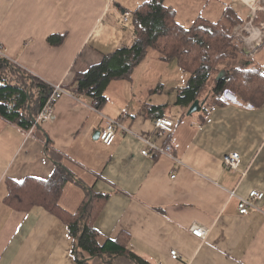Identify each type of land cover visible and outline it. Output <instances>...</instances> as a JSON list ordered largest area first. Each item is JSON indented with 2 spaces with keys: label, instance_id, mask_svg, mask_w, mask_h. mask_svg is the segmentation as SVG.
I'll use <instances>...</instances> for the list:
<instances>
[{
  "label": "crops",
  "instance_id": "0c3cea01",
  "mask_svg": "<svg viewBox=\"0 0 264 264\" xmlns=\"http://www.w3.org/2000/svg\"><path fill=\"white\" fill-rule=\"evenodd\" d=\"M150 1L0 0V46L8 58L66 91L38 128L25 131L0 119V264H80L63 219L41 206L24 211L6 201L9 181L51 178L56 164L49 150L72 175L60 207L75 215L92 196L102 241H120L150 264H264V198L256 202L260 210L239 212V197L264 193V100L234 92L243 105L225 104L215 93L214 73L191 94V73L152 49L130 74L107 84L101 108L76 90L79 76L134 45L132 19L125 23L122 13ZM164 5L185 29L200 19L217 23L232 8L244 35L237 66L264 76V0ZM197 100L201 106L190 115ZM163 116L176 123L172 136L155 132ZM108 120L128 129L112 147L98 136ZM143 138L171 144L181 164L143 156ZM233 153L240 167L230 171L223 160ZM193 226L208 230L205 239L192 234Z\"/></svg>",
  "mask_w": 264,
  "mask_h": 264
},
{
  "label": "trees",
  "instance_id": "16d2710c",
  "mask_svg": "<svg viewBox=\"0 0 264 264\" xmlns=\"http://www.w3.org/2000/svg\"><path fill=\"white\" fill-rule=\"evenodd\" d=\"M240 23L242 20L228 8L217 23L200 19L190 29H185L176 22L174 10L166 7L164 0L147 2L132 16L137 34L134 45L106 57L101 64L79 76L76 90L93 97L95 106L101 108L107 100L104 95L107 84L130 74L152 49L163 59L177 58L183 69L191 73L187 88V92L191 89V94L202 88L213 73L227 69V77L215 87L220 99L229 89L242 100L262 102L264 76L258 69L237 66L243 42L233 32ZM59 38L63 40V36ZM60 39L56 44L61 43ZM53 90V85L8 58L0 46V119L25 131L40 127L36 120ZM48 153L56 164L51 178L46 181L30 178L22 183L9 181L7 203L24 211L41 206L63 219L74 239L73 255L80 264H150L130 252L120 241L101 240V233L93 222L96 203L92 196L89 195L75 215L60 207L64 187L72 180V175L61 164L58 155L50 150Z\"/></svg>",
  "mask_w": 264,
  "mask_h": 264
},
{
  "label": "built area",
  "instance_id": "2783aa9c",
  "mask_svg": "<svg viewBox=\"0 0 264 264\" xmlns=\"http://www.w3.org/2000/svg\"><path fill=\"white\" fill-rule=\"evenodd\" d=\"M133 14L130 11H124L122 13V20L127 23L132 19ZM54 90L50 99L48 100L46 106L42 110L38 122L49 121L54 115L55 105L58 100H60L66 93L61 85H54ZM222 100L227 105H238L242 106L240 97L236 95L233 91L227 89L222 95ZM247 107H252V105H247ZM155 132L157 136H172L176 130V123L172 118L160 117L155 121ZM128 131L127 127L121 122V120H108L105 127L101 130L100 140L107 146L112 147L117 139V136L121 132ZM145 143V148L142 150V155L146 157H156V156H168L172 158L177 164H181V160L177 158L174 154L173 146L171 144L159 145L158 143L152 142L147 138H143ZM240 155L238 153L229 154L224 157L223 163L225 168L230 171L238 170L240 167ZM175 177V176H174ZM264 193L258 191H252L247 197H239V212L242 215H248L252 210H260L256 205V202L263 200ZM192 234L199 238L205 239L208 234V230L201 228L199 226H193L191 228ZM171 257L174 260L179 259V254L176 251L171 252Z\"/></svg>",
  "mask_w": 264,
  "mask_h": 264
},
{
  "label": "water",
  "instance_id": "95a60500",
  "mask_svg": "<svg viewBox=\"0 0 264 264\" xmlns=\"http://www.w3.org/2000/svg\"><path fill=\"white\" fill-rule=\"evenodd\" d=\"M226 77H227V71H226V70H222V71L219 73L218 77H217V81L219 82V81H221L222 79H225ZM200 106H201V104H200L199 100H197V101L194 103V105L191 107L189 114L191 115L192 113L198 112ZM36 122H37V120H36ZM100 133H101V131L98 132V136H99V137H100Z\"/></svg>",
  "mask_w": 264,
  "mask_h": 264
},
{
  "label": "rangeland",
  "instance_id": "374dc122",
  "mask_svg": "<svg viewBox=\"0 0 264 264\" xmlns=\"http://www.w3.org/2000/svg\"><path fill=\"white\" fill-rule=\"evenodd\" d=\"M129 22H130V21H129ZM130 24H131V23H130ZM238 25H239V24H238ZM238 25L235 27V29H237V32L240 33V34H239V35L235 34V29H234L233 34L235 35L236 38H238L239 40H241V42H243V41H242V38L244 37V35L241 34L243 31H240V30L238 29V27H239ZM242 44H243V43H242ZM242 46H243V45H242ZM239 55H240V53H239ZM236 56H238V55H236ZM240 56H241V55H240Z\"/></svg>",
  "mask_w": 264,
  "mask_h": 264
}]
</instances>
